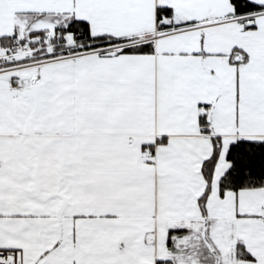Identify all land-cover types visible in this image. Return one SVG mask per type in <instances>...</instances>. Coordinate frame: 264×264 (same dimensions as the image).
<instances>
[{
    "label": "snow or ice",
    "instance_id": "1",
    "mask_svg": "<svg viewBox=\"0 0 264 264\" xmlns=\"http://www.w3.org/2000/svg\"><path fill=\"white\" fill-rule=\"evenodd\" d=\"M0 264H264V0H0Z\"/></svg>",
    "mask_w": 264,
    "mask_h": 264
}]
</instances>
